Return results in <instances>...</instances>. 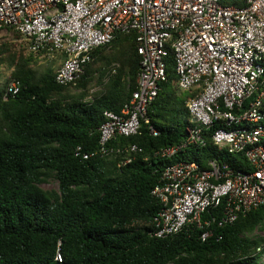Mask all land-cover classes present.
I'll use <instances>...</instances> for the list:
<instances>
[{
    "label": "trees",
    "instance_id": "1",
    "mask_svg": "<svg viewBox=\"0 0 264 264\" xmlns=\"http://www.w3.org/2000/svg\"><path fill=\"white\" fill-rule=\"evenodd\" d=\"M13 32L15 39H0V264H259L264 203L225 226L190 224L155 234L162 204L153 189L164 168L181 160L205 166L218 157L251 169L243 153L215 143L213 130H205L204 146L163 154L186 142L194 124L187 100L197 94L179 88L171 46L167 79L138 132L117 134L106 153L84 158L77 147L98 151L104 112H120L137 89V33L117 31L93 50L80 77L63 85L58 66L41 61L49 56L30 51ZM13 78L21 88L6 99ZM53 179L58 189L43 187ZM206 229L213 233L203 239Z\"/></svg>",
    "mask_w": 264,
    "mask_h": 264
},
{
    "label": "built area",
    "instance_id": "2",
    "mask_svg": "<svg viewBox=\"0 0 264 264\" xmlns=\"http://www.w3.org/2000/svg\"><path fill=\"white\" fill-rule=\"evenodd\" d=\"M13 31L30 51L64 55L56 71L63 85L75 82L93 50L110 43L117 31L137 33V89L120 112H104L98 151L77 147L84 158L106 153L117 134L138 132L167 79L171 46L179 88L197 94L187 100L194 124L186 142L163 154L204 146L205 130H213L215 143L228 153H243L251 169L218 157L205 166L181 160L164 168L153 189L162 204L157 236L190 224L225 226L264 203V0H0V39ZM20 88L13 78L5 98ZM212 233L206 229L202 238Z\"/></svg>",
    "mask_w": 264,
    "mask_h": 264
},
{
    "label": "rangeland",
    "instance_id": "3",
    "mask_svg": "<svg viewBox=\"0 0 264 264\" xmlns=\"http://www.w3.org/2000/svg\"><path fill=\"white\" fill-rule=\"evenodd\" d=\"M6 37L9 38V39H15L16 36H15V34H13V36L7 35L4 32L1 38H6ZM60 58L63 59L64 55H60V56H57V57H54V58L49 57L48 60L47 59H42L41 61H42V63L52 62L57 67L59 65V63H60V60H61ZM2 71H3L4 75H8V73H9V71L7 69L6 70H2ZM2 82H4V81H2ZM95 89L96 88H94V90ZM196 153H197L198 157L202 161L206 162V159H205L203 154H201L199 152H196ZM43 187L46 188V189H58L59 188V182L57 180L53 179L50 182L44 183ZM256 234L257 235H264V232L260 231V230H257ZM259 264H264V253H262L260 255V257H259Z\"/></svg>",
    "mask_w": 264,
    "mask_h": 264
}]
</instances>
